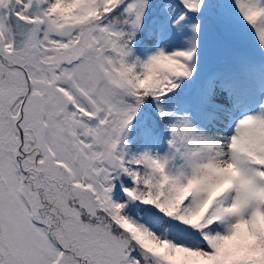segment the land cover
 Instances as JSON below:
<instances>
[{"label": "snow or ice", "instance_id": "obj_1", "mask_svg": "<svg viewBox=\"0 0 264 264\" xmlns=\"http://www.w3.org/2000/svg\"><path fill=\"white\" fill-rule=\"evenodd\" d=\"M0 264H264V0H0Z\"/></svg>", "mask_w": 264, "mask_h": 264}]
</instances>
